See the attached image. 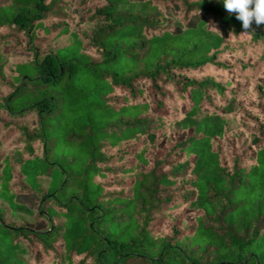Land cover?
Returning a JSON list of instances; mask_svg holds the SVG:
<instances>
[{
	"label": "trees",
	"instance_id": "obj_1",
	"mask_svg": "<svg viewBox=\"0 0 264 264\" xmlns=\"http://www.w3.org/2000/svg\"><path fill=\"white\" fill-rule=\"evenodd\" d=\"M0 264H264V24L0 0Z\"/></svg>",
	"mask_w": 264,
	"mask_h": 264
},
{
	"label": "clouds",
	"instance_id": "obj_2",
	"mask_svg": "<svg viewBox=\"0 0 264 264\" xmlns=\"http://www.w3.org/2000/svg\"><path fill=\"white\" fill-rule=\"evenodd\" d=\"M223 4L227 12L236 14V19L242 22L245 30L251 28L253 21L256 25L264 24V0H223ZM213 27L216 30L215 26ZM240 36L251 35L245 32ZM232 37L236 35L230 33L229 39Z\"/></svg>",
	"mask_w": 264,
	"mask_h": 264
},
{
	"label": "rangeland",
	"instance_id": "obj_3",
	"mask_svg": "<svg viewBox=\"0 0 264 264\" xmlns=\"http://www.w3.org/2000/svg\"><path fill=\"white\" fill-rule=\"evenodd\" d=\"M16 218L18 220H27V221H30V222H33V219L31 217H28V216H24V215H17Z\"/></svg>",
	"mask_w": 264,
	"mask_h": 264
}]
</instances>
